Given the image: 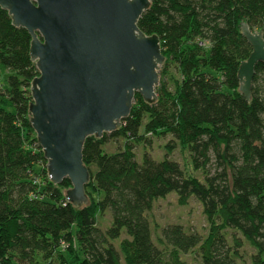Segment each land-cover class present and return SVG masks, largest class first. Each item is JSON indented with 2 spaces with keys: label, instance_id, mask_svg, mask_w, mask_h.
Returning <instances> with one entry per match:
<instances>
[{
  "label": "trees",
  "instance_id": "1",
  "mask_svg": "<svg viewBox=\"0 0 264 264\" xmlns=\"http://www.w3.org/2000/svg\"><path fill=\"white\" fill-rule=\"evenodd\" d=\"M242 23L264 37V0H151L137 25L159 37L163 69L171 62L180 80L174 90L159 82L153 104L135 93L121 128L87 138L88 202L75 208L65 199L70 182L49 179L36 137L26 145L29 88L38 72L30 61V35L0 9V79L6 72L0 88V264H188L181 255L192 250L201 264H237L243 244L254 251L251 264H264V64L255 67L247 101L237 78L252 51ZM199 42L207 44L206 54L197 53ZM149 133L170 136L168 146H186L203 181L168 157L156 160L144 151L138 160L135 144ZM120 137L121 148L104 152L109 139ZM38 178L41 189L34 185ZM171 193L180 205L190 198L201 204L208 232L203 237L167 225L159 231L160 248L148 212ZM106 213L110 222L102 229L96 216Z\"/></svg>",
  "mask_w": 264,
  "mask_h": 264
},
{
  "label": "water",
  "instance_id": "2",
  "mask_svg": "<svg viewBox=\"0 0 264 264\" xmlns=\"http://www.w3.org/2000/svg\"><path fill=\"white\" fill-rule=\"evenodd\" d=\"M151 0H0L11 25L30 35V61L38 76L30 82L28 122L54 185L67 179L65 199L75 208L88 202L90 172L83 163L87 138L117 131L132 109L135 93L157 101L165 62L157 35L138 27ZM251 46L237 71L238 91L247 101L255 67L264 64L261 32L242 23Z\"/></svg>",
  "mask_w": 264,
  "mask_h": 264
},
{
  "label": "rangeland",
  "instance_id": "3",
  "mask_svg": "<svg viewBox=\"0 0 264 264\" xmlns=\"http://www.w3.org/2000/svg\"><path fill=\"white\" fill-rule=\"evenodd\" d=\"M188 45L191 44L188 42ZM196 51L198 54H206L208 52L207 44L199 42L196 45ZM166 67L167 68L165 70L163 69V66L160 69L159 73H161L162 70V76H160L159 82L161 84H165L168 90H174L176 81L180 80V74L175 65L171 62H167ZM5 77L6 72L2 71L0 88L5 86ZM141 131L142 127L140 132ZM34 136L35 133L32 130V132L28 134V137H26L27 147H29V143L34 138ZM144 139L145 140L136 142L135 144L134 153L138 160H140L144 151L150 153L151 157L156 160H161L164 157H168L169 159L178 162L187 175L197 177L203 181L204 173L202 170L193 169L190 161V155L186 146L180 145L179 143H175L174 147L168 146L171 143L170 136H152L149 133L145 135ZM123 144V137L118 139H109L108 142L103 146V150L106 153H114L117 149L121 148ZM39 170L40 167H35V172H39ZM42 181V178H38L34 185L41 189L42 186H40V184ZM148 219L151 225L153 240L159 245L160 248H164V246L162 244L160 245V242H158L159 231L160 228H163L167 225L179 224L185 229V231H195L201 234L203 237H205L208 232V224L206 218L203 215L201 204L194 198H190L186 205H180L175 193H171L165 198L156 200L153 203L152 209L148 212ZM96 221L102 229H105L109 225L110 218L106 213L105 215H97ZM227 239L230 243H232L230 233H227ZM115 244L117 246L118 241H116ZM253 252L254 251L252 248H250L247 244H243L239 257L236 261L237 264H251L250 257ZM181 259L188 264H201V259L195 250H192L186 255H181Z\"/></svg>",
  "mask_w": 264,
  "mask_h": 264
},
{
  "label": "built area",
  "instance_id": "4",
  "mask_svg": "<svg viewBox=\"0 0 264 264\" xmlns=\"http://www.w3.org/2000/svg\"><path fill=\"white\" fill-rule=\"evenodd\" d=\"M263 37V36H262ZM263 41H264V37H263Z\"/></svg>",
  "mask_w": 264,
  "mask_h": 264
}]
</instances>
